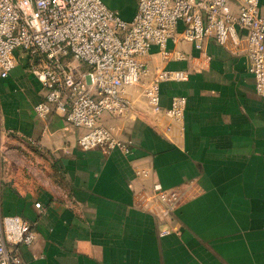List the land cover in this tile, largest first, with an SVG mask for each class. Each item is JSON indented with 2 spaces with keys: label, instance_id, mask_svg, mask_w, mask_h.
<instances>
[{
  "label": "crops",
  "instance_id": "0c3cea01",
  "mask_svg": "<svg viewBox=\"0 0 264 264\" xmlns=\"http://www.w3.org/2000/svg\"><path fill=\"white\" fill-rule=\"evenodd\" d=\"M118 10L130 20L136 0ZM167 47L183 56L164 59L152 44L143 83L162 68L187 71L184 81L160 83L163 107L185 96L183 117L153 112L142 83L128 87L130 115L102 116L132 141L127 153L82 150L84 128L56 112L38 116L45 89L15 51V66L0 76V213L33 224L34 242L19 248L27 264H264V94L247 44L209 38L202 49L187 40ZM155 183L179 191L168 216Z\"/></svg>",
  "mask_w": 264,
  "mask_h": 264
},
{
  "label": "built area",
  "instance_id": "2783aa9c",
  "mask_svg": "<svg viewBox=\"0 0 264 264\" xmlns=\"http://www.w3.org/2000/svg\"><path fill=\"white\" fill-rule=\"evenodd\" d=\"M136 5L127 20L104 0H0V76H8L15 66L17 49L25 52L29 70L45 89L34 106L36 114H60L84 128L78 137L82 150L99 148L104 153L131 150L132 141L121 139L102 121L103 114L130 115V86L142 83L141 93L153 112L173 120L183 117L185 96L174 95L163 107L160 83L184 81L187 71L162 68L143 83L150 72L152 44L168 59L183 56L167 47L169 40L191 41L199 49L209 38L225 47L244 41L255 89L264 94V14L259 0H136ZM78 63L87 69L81 70ZM153 192L163 204L161 214L170 215L179 191L155 183ZM168 232L163 228L159 234ZM35 238L31 222L0 213V264H27L19 248L30 246Z\"/></svg>",
  "mask_w": 264,
  "mask_h": 264
},
{
  "label": "rangeland",
  "instance_id": "374dc122",
  "mask_svg": "<svg viewBox=\"0 0 264 264\" xmlns=\"http://www.w3.org/2000/svg\"><path fill=\"white\" fill-rule=\"evenodd\" d=\"M113 1V3H114V9H116L117 10V12L120 14V10H118V6L120 7V8H123V7H125V9L127 8V6H128V4H129V0H112ZM104 2L107 4V5H109L110 6V3L108 2V1H106V0H104ZM121 15V14H120Z\"/></svg>",
  "mask_w": 264,
  "mask_h": 264
}]
</instances>
